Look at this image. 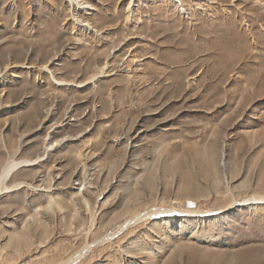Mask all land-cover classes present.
<instances>
[{"label":"rangeland","instance_id":"rangeland-1","mask_svg":"<svg viewBox=\"0 0 264 264\" xmlns=\"http://www.w3.org/2000/svg\"><path fill=\"white\" fill-rule=\"evenodd\" d=\"M11 158L0 264H264V0H0Z\"/></svg>","mask_w":264,"mask_h":264},{"label":"bare ground","instance_id":"bare-ground-1","mask_svg":"<svg viewBox=\"0 0 264 264\" xmlns=\"http://www.w3.org/2000/svg\"><path fill=\"white\" fill-rule=\"evenodd\" d=\"M104 69V68H103ZM102 69L101 73H104V70ZM100 73V74H101ZM97 77V76H96ZM96 77H93L92 79L95 80ZM53 146L49 145L47 146V150H50ZM45 157L41 158L44 159ZM37 160H14V159H9L8 162L4 165V167L1 170L0 173V194L5 192L6 190L11 189V186L6 185V181L10 179V175L13 174L19 167L25 166V165H33L36 163ZM26 184L25 182H19L14 186H22ZM237 202V201H235ZM244 202L247 204H259V203H264V196H259V197H252L249 200H244ZM184 212V213H183ZM179 213L188 216V217H207L211 216L214 214H217L218 212H213V211H200L196 209H180V208H173L171 207L170 209H160L157 212H155L153 215H178ZM144 215V214H143ZM128 225V224H127Z\"/></svg>","mask_w":264,"mask_h":264}]
</instances>
